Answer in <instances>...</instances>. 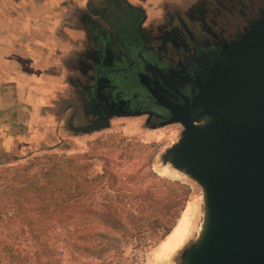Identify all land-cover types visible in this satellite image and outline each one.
<instances>
[{
  "label": "trees",
  "instance_id": "16d2710c",
  "mask_svg": "<svg viewBox=\"0 0 264 264\" xmlns=\"http://www.w3.org/2000/svg\"><path fill=\"white\" fill-rule=\"evenodd\" d=\"M114 142L96 141L93 154L46 150L0 165V228L19 229L16 235L33 244L34 264L57 263L60 229L73 237L76 249L94 255L109 243L122 247L133 242L145 252L177 226L190 186L155 173L150 158L145 166H136L151 146L138 150ZM106 155L116 159L114 168ZM95 159L104 162L96 172ZM0 248V264H27L29 253L16 244L0 239Z\"/></svg>",
  "mask_w": 264,
  "mask_h": 264
},
{
  "label": "flooded vegetation",
  "instance_id": "af4514ba",
  "mask_svg": "<svg viewBox=\"0 0 264 264\" xmlns=\"http://www.w3.org/2000/svg\"><path fill=\"white\" fill-rule=\"evenodd\" d=\"M263 11L264 0H198L146 23L144 12L126 1L105 0L90 11L97 21L82 16L94 53L91 82L82 91L98 121L92 129L114 116L142 117L151 128L178 122L175 114L206 123L193 98Z\"/></svg>",
  "mask_w": 264,
  "mask_h": 264
},
{
  "label": "water",
  "instance_id": "95a60500",
  "mask_svg": "<svg viewBox=\"0 0 264 264\" xmlns=\"http://www.w3.org/2000/svg\"><path fill=\"white\" fill-rule=\"evenodd\" d=\"M193 104L208 121L175 114L183 137L166 157L201 186L209 222L182 264H264V11L212 67Z\"/></svg>",
  "mask_w": 264,
  "mask_h": 264
},
{
  "label": "crops",
  "instance_id": "0c3cea01",
  "mask_svg": "<svg viewBox=\"0 0 264 264\" xmlns=\"http://www.w3.org/2000/svg\"><path fill=\"white\" fill-rule=\"evenodd\" d=\"M146 23L198 0H124ZM105 0H0V165L55 150L97 130L82 93L94 57L83 17ZM85 23V24H84ZM107 126L103 124L99 128Z\"/></svg>",
  "mask_w": 264,
  "mask_h": 264
},
{
  "label": "rangeland",
  "instance_id": "374dc122",
  "mask_svg": "<svg viewBox=\"0 0 264 264\" xmlns=\"http://www.w3.org/2000/svg\"><path fill=\"white\" fill-rule=\"evenodd\" d=\"M182 137L183 126L178 122L167 126L151 128L146 124L145 119L142 117L114 116L109 117L107 126L89 132L87 136L77 139L71 142V144H64L62 147L51 150L50 152L65 155H80L83 153L93 154L95 152L96 141L103 139H110L116 143L121 142L123 145L129 144L131 147L138 150L143 145L151 146L149 150L143 153V159L136 162V166H145L148 158H150L149 163L151 168L158 175L171 180H179L189 186L191 182L195 183L197 190L195 192L191 191L192 197H189V202L192 203L194 201H199V204L195 203V205L199 207L201 212L203 209L202 203L204 197L201 186L187 175L177 170L173 166L171 158L166 157L168 150L178 143ZM101 151L105 153L107 152V150L103 149ZM108 156L109 155H106V157L109 158L108 160H110V167L114 168L117 161L113 156ZM94 164L93 170L96 172L100 170L104 162L95 159ZM170 171H174L176 176L167 175ZM189 202H187V204ZM18 230L19 229L15 227H9L8 229H5V231L0 228V239L16 244L21 249L28 252L29 257L26 262L27 264H34L32 256L34 251L33 244L26 237L17 236L16 232ZM74 245V239L66 229L58 230L57 243L55 245L56 264H182V253L185 249L163 256L164 253L161 248L162 243H159L154 248L145 252L135 249L133 242L127 245L125 243L122 247L109 243L107 247H102L96 250V253L93 255L87 252H82L81 249H76ZM160 256H163V258ZM24 262L25 261H23V263Z\"/></svg>",
  "mask_w": 264,
  "mask_h": 264
},
{
  "label": "bare ground",
  "instance_id": "6f19581e",
  "mask_svg": "<svg viewBox=\"0 0 264 264\" xmlns=\"http://www.w3.org/2000/svg\"><path fill=\"white\" fill-rule=\"evenodd\" d=\"M167 175L176 176L174 171H170ZM190 187L192 192L197 190V187L193 182L190 183ZM192 192L190 197H192ZM195 203L199 204V201H194L192 203L189 202L187 204L177 226L174 228V230L172 229L173 231L171 234L167 236V238L162 242L161 248L164 253L163 256H167L178 250L180 251L181 249L183 250L192 243L194 246H199L203 242L208 228L209 213L207 210L205 197H203V209L201 212ZM163 256L160 257L163 258Z\"/></svg>",
  "mask_w": 264,
  "mask_h": 264
}]
</instances>
